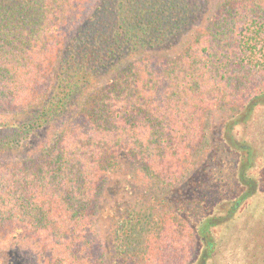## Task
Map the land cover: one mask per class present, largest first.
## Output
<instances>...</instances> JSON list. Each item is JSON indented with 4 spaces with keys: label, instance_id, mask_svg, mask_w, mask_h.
Listing matches in <instances>:
<instances>
[{
    "label": "trees",
    "instance_id": "obj_1",
    "mask_svg": "<svg viewBox=\"0 0 264 264\" xmlns=\"http://www.w3.org/2000/svg\"><path fill=\"white\" fill-rule=\"evenodd\" d=\"M0 91L25 109L0 123V151L18 153L0 160V248L13 255L212 264L211 228L262 199L245 147L225 125L214 138L204 117L264 94V0H0ZM124 164L132 180H113L102 207ZM101 207L108 251L94 229Z\"/></svg>",
    "mask_w": 264,
    "mask_h": 264
},
{
    "label": "rangeland",
    "instance_id": "obj_2",
    "mask_svg": "<svg viewBox=\"0 0 264 264\" xmlns=\"http://www.w3.org/2000/svg\"><path fill=\"white\" fill-rule=\"evenodd\" d=\"M87 7H89L88 4L83 8H78L70 19L82 18ZM66 22L68 24L69 20L67 19ZM173 52L176 51L173 50ZM47 81L48 77L44 75V79L35 87L38 95L45 89ZM253 101H255L253 102L254 105L250 103L237 109H231L230 104L212 105L208 109L207 117H204V119L209 121V129H213L214 138H219V134L225 125V136L235 144L245 147L244 151H242V158L248 157L252 164L248 168L247 174L248 176L259 178L260 184L264 185V94L259 95ZM24 110L21 106L6 102L4 93L0 91V123L21 118L25 112ZM56 129L55 124L50 128L47 127L35 139L33 138L29 141L28 144H33L27 145L28 150L25 152L29 154L36 151L35 153L38 154L42 151L41 148L47 147L48 141ZM17 155L18 153L16 152H4L3 150L0 151V160ZM133 171H135L134 167L124 164V166L115 171L113 176L108 178L105 184L106 190L104 189L100 201L102 207L104 204L107 205L110 202L108 189L112 181L117 180V178L120 183H124L127 179L132 180L130 179L132 178L130 177V173ZM136 185L134 183L133 187ZM259 195H262V199H264V192H261ZM256 196H258L257 193L250 200H245L242 206L236 210L233 218L220 222L218 226L211 228L212 234L220 236L212 264H221L222 261L228 264H249L251 261L264 264V202ZM261 202L263 203L260 204ZM102 207L95 217L94 229L97 239L101 242V249L104 248L105 251H108L107 224ZM235 239L240 240L238 243L232 242ZM255 239L256 241L253 242ZM20 253L13 255L10 250L0 248V264H17V261L21 260V257L25 262H23L24 264H38L32 252H30L31 254L29 252Z\"/></svg>",
    "mask_w": 264,
    "mask_h": 264
}]
</instances>
